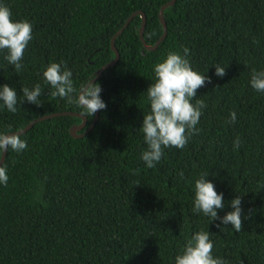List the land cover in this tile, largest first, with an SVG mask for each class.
<instances>
[{"label":"trees","instance_id":"obj_1","mask_svg":"<svg viewBox=\"0 0 264 264\" xmlns=\"http://www.w3.org/2000/svg\"><path fill=\"white\" fill-rule=\"evenodd\" d=\"M170 1L0 0L14 21L32 24L33 36L19 73L0 51V86L13 87L18 97L16 113L0 108V133L49 114L82 115L75 104L49 95L46 66L63 62L79 92L116 58L112 38L135 12L145 13L144 41L154 47L164 34L160 10ZM164 18L167 36L154 51L140 39L141 15L114 39L120 59L94 82L107 107L88 135L71 134L81 117L59 116L20 135L26 150L9 149L2 165L8 184L0 185V264H174L197 231L209 232L214 257L264 264V93L249 83L253 69L264 70V0H176ZM184 47L193 70L211 78L192 100L207 107L186 148H165L149 169L139 130L149 111L145 91L153 65L169 51L183 55ZM215 65L226 75L217 77ZM36 84L42 106L20 104L21 87ZM233 111L236 121L228 123ZM95 117H85L79 134ZM204 173L223 194L218 216L241 198L240 232L192 212L194 183Z\"/></svg>","mask_w":264,"mask_h":264},{"label":"clouds","instance_id":"obj_2","mask_svg":"<svg viewBox=\"0 0 264 264\" xmlns=\"http://www.w3.org/2000/svg\"><path fill=\"white\" fill-rule=\"evenodd\" d=\"M33 39L32 24L27 20L14 21L9 7L0 4V51L4 52V59L9 65L14 66V71L19 73L25 65L22 63L24 53ZM189 49L183 48V55L179 52L169 51L166 57L153 65V82L147 88V102L149 111L144 114L140 132L147 145L141 153V159L146 167L151 169L161 160L165 148L184 149L194 134L200 129L196 126L202 116V110L207 107L202 99L192 100L197 97V91L206 83H211V78L194 71L187 58ZM217 77L226 75L225 67L215 65ZM72 72L63 63H50L42 72L44 83L50 86L49 95L55 99L66 100L69 105L75 104L82 109V115L94 116L98 111L105 110L107 105L101 99L102 88L98 83L89 81L80 85L77 92L72 80ZM250 86L256 92L264 93V70L253 69ZM23 99L20 104L42 106L39 97L42 95L40 84L33 88L21 87ZM18 105L17 91L7 84L0 86V108L16 113ZM236 113L229 114L228 123H235ZM28 147L26 140L21 139L18 132L0 133V154L7 153L9 149L21 153ZM233 147L239 149L240 139L237 137ZM181 179L184 172L179 173ZM208 173L202 174L194 183V198L192 212L203 214L211 222L219 220L220 224L231 225L236 231L242 229L241 198L237 196L231 201L232 211L223 217L218 216V210L224 208L223 194L218 193L215 185L206 180ZM7 169L0 166V185L7 187ZM220 224L217 227H220ZM213 241L208 231H197L187 239L180 254L175 256L174 264H229L220 257L213 256Z\"/></svg>","mask_w":264,"mask_h":264},{"label":"water","instance_id":"obj_3","mask_svg":"<svg viewBox=\"0 0 264 264\" xmlns=\"http://www.w3.org/2000/svg\"><path fill=\"white\" fill-rule=\"evenodd\" d=\"M175 1L176 0H171L169 3H167L166 5H164L161 8V10H160L159 17H160V21H161V23H162V25L164 27V34L160 38V40L157 41V43L155 44L154 47H150L146 43V41H144L145 40L144 39V31H145L146 22H147V17L145 15V13L142 12V11H138V12H135L134 14H132V16L128 19L127 23L125 24V26L114 36V38H112V47H113L114 52L116 53V58L113 61H111L110 63H108L105 66H103L102 68H100L98 70V72H97L96 77L91 82L92 83L96 82V80H98L100 78V76L103 74V72L107 68H109L110 66L115 65L119 61L120 54H119V51L117 50V48L115 46V40L114 39H116L119 36V34H121V32L124 30V28L129 25V23L132 21V19L135 16L141 15V17L143 19V24H142V27H141V30H140V39H141V41L143 42V44L145 45V47L147 48V50L154 51L155 49H157L158 46L160 45L161 41H163L166 38V36H167V23H166V20L164 18V10L167 7H169V6H173L175 4ZM68 115L78 116V117H81L83 119V123L80 126H77L76 128L73 127L72 130H71V134H72V136L74 138H82V137L88 135L94 129V127L96 126V122H97L98 117H99V111L96 113V117H95L92 125L83 134H79V132L86 127V125H87V119L84 116H82L81 114H79V113H73V112H61V113H54V114L45 115V116L40 117L39 119L35 120L34 122L30 123L24 129L19 130V131H16V132H18L20 135H23V134L27 133L34 126V124L37 123V122H40V121H43V120H46V119H50V118H54V117L68 116ZM6 157H7V153H2V157L0 159V166H2L4 164V162L6 160Z\"/></svg>","mask_w":264,"mask_h":264}]
</instances>
